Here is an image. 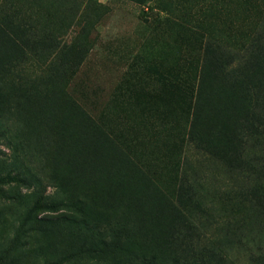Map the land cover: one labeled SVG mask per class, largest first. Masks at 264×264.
<instances>
[{"label": "rangeland", "instance_id": "obj_1", "mask_svg": "<svg viewBox=\"0 0 264 264\" xmlns=\"http://www.w3.org/2000/svg\"><path fill=\"white\" fill-rule=\"evenodd\" d=\"M0 264H264V0H0Z\"/></svg>", "mask_w": 264, "mask_h": 264}, {"label": "trees", "instance_id": "obj_2", "mask_svg": "<svg viewBox=\"0 0 264 264\" xmlns=\"http://www.w3.org/2000/svg\"><path fill=\"white\" fill-rule=\"evenodd\" d=\"M70 58H72V60H73V56H71ZM70 58H69V59H70Z\"/></svg>", "mask_w": 264, "mask_h": 264}]
</instances>
